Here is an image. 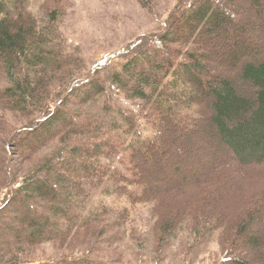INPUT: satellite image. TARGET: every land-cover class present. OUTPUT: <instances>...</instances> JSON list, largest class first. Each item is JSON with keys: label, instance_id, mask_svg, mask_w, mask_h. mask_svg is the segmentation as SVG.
<instances>
[{"label": "trees", "instance_id": "1", "mask_svg": "<svg viewBox=\"0 0 264 264\" xmlns=\"http://www.w3.org/2000/svg\"><path fill=\"white\" fill-rule=\"evenodd\" d=\"M42 10L47 21L19 0H0V73L5 78L0 86V129L6 125V112H22L33 119L16 130L14 147L32 154L49 141L62 144L19 179L1 139L0 193L3 188L9 193L0 203V264L26 263L33 250L47 243L69 252L38 264H106L91 257L90 249L77 248L108 234L98 225L113 210L104 203L88 209L81 199L88 192L86 184L95 188L105 179L111 189L104 194L126 192L129 203L113 214L128 218L132 205L149 204L158 238L185 224L198 234L216 226L222 229V241L244 235L254 260L252 255L234 256L232 264H264V236L248 230L253 208L244 206L230 217L220 208L225 205L220 194L230 189L223 172L210 165L200 176L174 181L168 188L178 191L206 180L207 185L181 205L164 202L167 189L162 193L159 182L179 174L177 161L188 165L184 148H192L193 157L205 153L195 141L223 150L214 158L228 167L264 164V32L258 35L264 30V0L176 5L160 36L144 46L137 41L123 48L122 56L133 52L119 69L72 88L53 109H48L51 96L68 86L71 79H66L64 66L74 58L64 52L54 28L56 12L48 6ZM97 95L100 99H93ZM94 100L101 101V114L90 116L84 111ZM124 101H135L136 109ZM110 135L129 142L130 162L152 185L128 176L127 168L124 175L104 163L116 152ZM161 193L157 200L151 196ZM219 262H226L224 256Z\"/></svg>", "mask_w": 264, "mask_h": 264}, {"label": "rangeland", "instance_id": "2", "mask_svg": "<svg viewBox=\"0 0 264 264\" xmlns=\"http://www.w3.org/2000/svg\"><path fill=\"white\" fill-rule=\"evenodd\" d=\"M19 1L40 20L46 19L42 10L44 7L48 6V10L56 12V20L53 22L54 28L63 43L64 52L73 55L74 58L68 65L64 66L69 71L65 74L66 79H71L67 84L68 86L51 96L48 109H53L72 88H78L91 77H97L102 73L104 75L106 70L119 69L124 58L133 52L122 56L123 48L129 47L137 41L141 42L140 46H144L150 40L160 36L163 23L167 21L171 11H175L176 5L186 6L191 0H145L146 5L138 0ZM263 32L264 30L258 31V35L261 33L263 35ZM2 85H5V78L0 73V86ZM57 89L59 87L51 93L53 94ZM87 90L88 88H85L84 92ZM78 96L82 97L81 95ZM100 97L97 95L93 99H100ZM101 100L104 101L105 99L102 97ZM135 103V101L134 103L133 101L128 103L126 101L124 104L130 109H136ZM86 105L84 112L90 116L101 114V101H88ZM4 118L6 125L0 129V141L4 138L5 147H9L12 173L19 179L33 173L35 167L41 165L48 156L62 147V144L55 140L37 147L32 154L24 153L19 146L14 147L13 145L18 143L19 135L15 133L17 129L31 124L33 116L22 112H6ZM109 137L112 144L116 146V152L112 154V157H108L104 163L110 168H117L124 175H126L127 168L129 170L128 176L136 178L140 182L146 180L152 185L151 180L145 179L146 176L137 172L141 168L130 162L131 147L129 142L125 144L124 141L114 135ZM8 141L10 142L8 143ZM194 146L202 147L205 153L196 154V157H193L191 155L192 148L189 150L184 148L182 155L184 158H188V165L184 166L181 164L182 161H177L180 168L179 174L159 181L162 193L164 188L167 189L164 192V197L161 193L159 195L152 194V198L157 200L159 196L163 197L167 205L170 204V201L183 204L188 196H192L196 190L207 185L206 180L200 178L199 185L197 183L191 185V183L188 188H180L178 191L168 187L183 176L194 174V177L200 176L209 170L207 169L208 166L213 165V171L220 170L225 174L230 187L227 193L220 194V197H223L222 201L225 202V205L221 204L220 208H225V213L228 212L229 217L231 213L236 211L242 212L244 206L253 208L252 221L249 223L248 230L250 233H262L264 236V164L234 169L232 166L228 167L229 164L216 162L214 157L222 155L223 150H216L210 145L203 146L199 141H195ZM104 150L108 152L109 148H104ZM119 157H121L120 160H118ZM139 165L143 168L148 166V164ZM165 165L167 166V164ZM110 182L105 179L102 184L95 188H89L86 184L84 188H88V192L81 197L88 203V209L96 208L99 203H104L113 210V212L110 211L102 216L98 225L102 231L107 229L108 234L101 236V238L97 237L96 242L95 240L90 243L85 242L86 244L77 247L84 249L82 251L90 249L91 257L106 264H232L230 258L240 255H252L250 259L251 261L254 260L253 257L256 254L248 253V247L244 245V235L235 237L234 234V237L222 241L220 238L222 229L216 226L198 234L190 230L185 224L181 227H175L172 231L161 232V236L158 238L156 219L149 204L132 205L131 214L128 218L113 214L114 211H121L129 203L126 200V192L121 195L104 194V189H111ZM133 190L134 188L130 187L128 189L130 192ZM8 193V190L3 188L0 193V203H3ZM158 211L160 212L161 209L158 208ZM68 252L69 249L47 243L33 250L29 255L30 260L23 264L43 263L50 261L52 257H59ZM222 256L226 259L225 263L219 262L222 261Z\"/></svg>", "mask_w": 264, "mask_h": 264}]
</instances>
